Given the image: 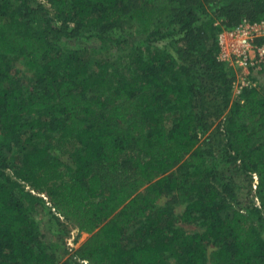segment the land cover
Wrapping results in <instances>:
<instances>
[{
	"label": "trees",
	"instance_id": "obj_1",
	"mask_svg": "<svg viewBox=\"0 0 264 264\" xmlns=\"http://www.w3.org/2000/svg\"><path fill=\"white\" fill-rule=\"evenodd\" d=\"M245 17L264 0H0V264H264V87L233 99L218 59L220 31ZM173 193L180 216L158 206ZM45 216L86 239L59 259ZM196 220L202 232L176 226Z\"/></svg>",
	"mask_w": 264,
	"mask_h": 264
},
{
	"label": "rangeland",
	"instance_id": "obj_2",
	"mask_svg": "<svg viewBox=\"0 0 264 264\" xmlns=\"http://www.w3.org/2000/svg\"><path fill=\"white\" fill-rule=\"evenodd\" d=\"M246 18V17H245ZM219 23L222 22L224 19L220 18ZM128 35L131 37L133 42H142V39L144 38L140 34H135L133 32H129ZM61 44L65 47H83L87 45V42L85 40H72L67 38H62L60 40ZM166 42L165 40L161 42L163 44ZM11 62H9V67L14 74V82L15 84L20 87H22L25 91H32L35 90L38 87V84L35 82V76L34 74L27 71L25 65L23 64L22 59H14L12 56L8 58ZM237 75V70H234ZM256 70L252 71V74L249 75V79H254L257 81L259 87H264V71L256 73ZM254 73V74H253ZM236 80V77H235ZM233 88V87H232ZM238 97V92L232 90V98L235 99ZM208 135L202 136V142L203 145L206 146L205 139ZM213 143V140H208V145ZM224 153V152H223ZM223 153L220 150H217L214 160L215 162H219L223 158ZM65 162H69L67 158H64ZM218 172L220 174H232V169L229 166V164L223 162L219 164ZM247 179V178H246ZM244 177L241 176H235V184H236V191L239 195V201L246 202L247 204H250V200L253 198V194H250V185L249 181L246 180ZM256 200V199H255ZM259 202H256L258 204ZM159 207H166L168 209H171L172 216H180L183 214L186 204H181L178 201L177 195L175 193L171 195H167L163 197L159 203ZM47 219V216H45V221ZM43 222L42 223V229L46 231V242L51 247L54 248L56 251L57 256L59 259H62L66 256H69L74 252V250L86 239L87 234L79 232L74 226L68 224L69 227V233L66 235L65 238L63 236H55V233L58 232V229L55 228V223L53 222L52 225L48 223ZM199 220H196L194 222L191 221H178L176 223L177 227L183 228L185 231L189 233H197L202 232L204 228L200 225ZM51 226V230H50ZM61 227V226H60ZM63 239V241H62ZM62 241V242H61ZM214 246L210 243L208 247V253L210 254L214 250ZM173 263V262H172Z\"/></svg>",
	"mask_w": 264,
	"mask_h": 264
},
{
	"label": "built area",
	"instance_id": "obj_3",
	"mask_svg": "<svg viewBox=\"0 0 264 264\" xmlns=\"http://www.w3.org/2000/svg\"><path fill=\"white\" fill-rule=\"evenodd\" d=\"M218 45V59L237 70L234 90L239 94L243 88L257 85L249 75L253 70L264 71V17L244 18L232 27L223 28Z\"/></svg>",
	"mask_w": 264,
	"mask_h": 264
}]
</instances>
